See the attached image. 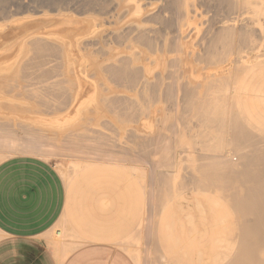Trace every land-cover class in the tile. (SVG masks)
Segmentation results:
<instances>
[{
  "label": "bare ground",
  "instance_id": "obj_1",
  "mask_svg": "<svg viewBox=\"0 0 264 264\" xmlns=\"http://www.w3.org/2000/svg\"><path fill=\"white\" fill-rule=\"evenodd\" d=\"M21 152L74 158L66 180L151 165L136 264H264V0H0V160ZM181 194L201 212L172 262Z\"/></svg>",
  "mask_w": 264,
  "mask_h": 264
},
{
  "label": "crops",
  "instance_id": "obj_2",
  "mask_svg": "<svg viewBox=\"0 0 264 264\" xmlns=\"http://www.w3.org/2000/svg\"><path fill=\"white\" fill-rule=\"evenodd\" d=\"M42 159L14 156L0 161V264H136L124 245L143 219L145 194L138 178L128 168L111 162L89 164L69 180L62 173L68 186L79 175L74 188L79 186L82 201L98 194L96 189H87L88 180L109 188L111 207L98 213L100 223L86 232H98L94 237L112 243L81 245L82 235L64 220V239L58 244L50 234L65 206V186L56 168ZM81 184L85 190H80ZM216 209L213 219L218 221L220 209ZM222 227L227 225L219 223L217 234H222Z\"/></svg>",
  "mask_w": 264,
  "mask_h": 264
},
{
  "label": "rangeland",
  "instance_id": "obj_3",
  "mask_svg": "<svg viewBox=\"0 0 264 264\" xmlns=\"http://www.w3.org/2000/svg\"><path fill=\"white\" fill-rule=\"evenodd\" d=\"M14 156H31L36 157L39 159H42L41 157H37L33 154H26L25 152L21 153H12L7 156H5L2 160H6L7 157H14ZM61 157V158H60ZM64 157V156H56V157H49L48 161L56 168V170L60 173L62 181L65 186V192H66V201L65 206L61 215V218L59 219L56 226L51 231V237L56 243H60L62 239H64L63 230L61 227L62 221H66L73 229H75L80 235H82L83 240L81 245L90 243V242H105V243H112L107 238H100V236L94 237L93 234L87 233L86 229L92 228L94 225L97 226L100 223L99 216H96L98 213H101L102 210L107 209L111 207V195L108 194L109 188L102 189L98 183H95L94 180H88L87 181V189L92 190L96 189L98 194H93L90 196L87 200L82 201V197L78 196L79 189L74 188V181L78 179L79 175H76L74 179L70 182L69 186L66 185V182L64 178L62 177V173L70 170L72 166L75 164L76 160L73 158ZM0 160V161H2ZM43 160V159H42ZM96 162H110V161H95L90 162L89 164L96 163ZM114 163V162H111ZM140 168L143 169L145 174H147L144 178L139 177L134 173L129 167L128 168L141 182L144 194H145V207H144V214L142 222L137 229V231L130 237V239L125 243L124 250L133 258V256L130 254L129 249L130 247L136 242V248L140 250L142 253V257L146 255V251L148 250V238H147V222L149 221V216L151 214L152 210V190H153V183H154V175L152 166L148 163H138ZM146 164V165H145ZM70 166V167H69ZM148 166L147 168H145ZM83 167H80L81 169ZM78 169V170H79ZM77 170V171H78ZM150 174V175H149ZM152 176V177H151ZM148 178V179H147ZM151 181V182H150ZM80 190H85V186L81 184ZM100 187V188H98ZM107 190V193H106ZM151 202V203H150ZM201 212V208L197 201H195L192 198H187L186 196L176 195L175 201L173 204L170 205V207H167V212L165 215V230L162 235V240L167 246L166 248L171 252L172 254L166 253V257L169 258L170 261L177 262L180 258H178V255L180 256V253L182 252L183 255H185L186 246L188 244L187 239L190 236L189 228H191V223L193 222L192 217L198 216ZM223 226V224L221 223ZM223 230V227H222ZM80 245V246H81ZM117 246V245H116ZM190 250L194 252L193 248L190 246ZM145 251V252H144ZM189 251V256L192 253ZM159 259L156 260V263H163L164 256H162L160 253ZM194 258V257H193ZM148 259L149 262L152 260ZM196 259V256H195ZM134 262L136 263L135 259L133 258ZM154 261V260H153ZM154 261V263H155ZM159 261V262H157ZM142 264H145L144 261H142ZM149 264V263H148Z\"/></svg>",
  "mask_w": 264,
  "mask_h": 264
}]
</instances>
